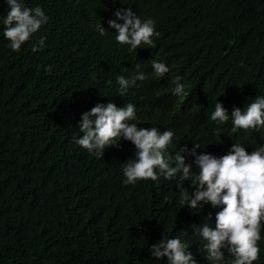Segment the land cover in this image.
Instances as JSON below:
<instances>
[{
	"label": "trees",
	"instance_id": "obj_1",
	"mask_svg": "<svg viewBox=\"0 0 264 264\" xmlns=\"http://www.w3.org/2000/svg\"><path fill=\"white\" fill-rule=\"evenodd\" d=\"M23 3L41 7L48 23L15 52L0 19V264H167L150 252L164 237L186 243L197 264H214L192 226L207 222L214 229L221 208L180 205L181 188L195 191L191 181L160 176L125 185L122 164L136 152L131 141L117 138L119 146L97 158L73 139L81 135L83 114L97 104L132 103L136 120L129 123L174 132L173 156L195 144L197 154L217 158L234 143L249 154L264 146V129L234 132L231 117L220 125L210 119L217 102L231 115L264 96V0ZM127 8L155 21L154 47L129 52L116 42L108 21ZM9 10L0 0V18ZM41 39L43 48L33 52ZM153 59L170 72L157 78ZM138 63L147 78L121 97L117 76L130 79ZM175 76L187 86L183 99L170 91ZM185 161L198 171L195 156L186 153ZM258 246L254 264H264V226Z\"/></svg>",
	"mask_w": 264,
	"mask_h": 264
},
{
	"label": "clouds",
	"instance_id": "obj_2",
	"mask_svg": "<svg viewBox=\"0 0 264 264\" xmlns=\"http://www.w3.org/2000/svg\"><path fill=\"white\" fill-rule=\"evenodd\" d=\"M9 11L6 17L0 18L4 24L3 36L9 41V48L19 52L22 45L37 33L42 25L48 23L44 10L37 6L34 9L24 5L23 0H6ZM115 18L108 21L109 27L115 29V40L118 44L128 45L129 52H135L142 44L154 47L153 37H158L155 21L151 18L143 20L133 13L131 8L117 10ZM122 20L123 23H118ZM97 30L103 36L106 29L97 24ZM45 41H38L39 48L33 46V52L43 48ZM154 75L162 78L170 72L163 62L151 60ZM136 73L130 79L117 76L120 86L119 95L123 97L137 81L147 77L140 71L141 65L135 66ZM51 72L52 68L47 69ZM182 77L175 76L170 89L173 95L183 99L186 85L181 83ZM111 81H109V84ZM231 117L233 131L243 129H264V96H257L242 111L234 108L228 114L223 104L217 102L211 112V121L218 125L226 123ZM136 107L127 103L117 107L114 103L97 104L90 112L83 114L79 124L81 135H74L73 143L97 158L104 156L106 147H118L117 138L131 141L135 146L134 158L122 164L125 185H134L141 180L156 182L160 176L167 180L179 178L180 181H191L194 193L187 188L180 189L179 204L195 210L201 202L210 203L221 210L215 216V228L207 222L202 227L193 225L194 231L206 241L203 251L205 259L214 264H254L259 259L261 229L264 226V146H259L251 154L239 143H234L226 155L215 157L211 154H197L199 145L189 150L181 148L173 156L168 152L174 132H160L157 127L138 128L136 123ZM215 135L221 141L220 129ZM222 143V141L220 142ZM195 156L198 171L193 173L191 165L186 164L185 154ZM175 165V166H173ZM157 169L159 173H157ZM188 245L179 238H165L151 246L150 252L155 260L167 258V264H197L193 254L187 250ZM225 251L229 259L225 260Z\"/></svg>",
	"mask_w": 264,
	"mask_h": 264
}]
</instances>
